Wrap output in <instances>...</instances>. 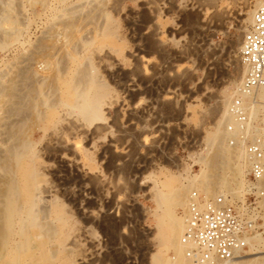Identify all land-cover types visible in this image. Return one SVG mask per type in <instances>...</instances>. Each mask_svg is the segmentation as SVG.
<instances>
[{
  "label": "rangeland",
  "instance_id": "obj_1",
  "mask_svg": "<svg viewBox=\"0 0 264 264\" xmlns=\"http://www.w3.org/2000/svg\"><path fill=\"white\" fill-rule=\"evenodd\" d=\"M261 1L0 0V129L9 121L24 134L29 129L25 140L22 132L19 138L33 149L27 160L42 199L33 208L44 206L51 222L60 225L66 247L62 264H154V259L181 264L177 225L184 213L177 208L167 218L174 243L166 249L156 223L162 212L152 197L159 182L173 178L182 189L198 180L202 189L208 180L213 196L227 189L223 180L226 191L241 190L232 156L216 167L201 161L222 115L204 113L218 100L226 104L236 97L232 92L246 74L239 60L241 41ZM57 50L64 58L55 55ZM65 64L73 70L92 68L94 88L107 95L98 100L66 88L60 70ZM17 95L31 103L21 118L9 116ZM86 107H96L98 118L84 116ZM256 238L233 264H264V227Z\"/></svg>",
  "mask_w": 264,
  "mask_h": 264
},
{
  "label": "bare ground",
  "instance_id": "obj_2",
  "mask_svg": "<svg viewBox=\"0 0 264 264\" xmlns=\"http://www.w3.org/2000/svg\"><path fill=\"white\" fill-rule=\"evenodd\" d=\"M239 1L246 2L247 0H239ZM47 3H49V2H47ZM32 4H35V3H32ZM36 4H38V3H36ZM117 5L118 4L116 3V7H118ZM92 6H93V4H92ZM39 7H40V5H39ZM52 7L53 6H51L50 8H52ZM88 8H89V6H88ZM112 8H113V6H112ZM95 10H97V9L95 8ZM100 10H101V8H100ZM79 11H80V8H79ZM91 11H92V8H91ZM92 14H93V12H92ZM96 14H99V13L96 12ZM96 14H95V16H96ZM253 14H254V12H253ZM86 15H87V13H86ZM78 17H80V16L78 15ZM87 17H88V15H87ZM97 17H98V15H97ZM72 18H73V16H72ZM92 18H93V20L96 19L94 17H92ZM75 19H76V17H75ZM81 19H82V17H81ZM101 19H102V17H101ZM252 19H253V15H252ZM81 21L83 22L84 20H81ZM87 21L89 22V18H88V20H86V22ZM99 21H100V19H99ZM78 22H79V19H78ZM61 24H63V23H61ZM73 24H75V23H73ZM56 25L58 27L59 24H56ZM251 25H252V20H251L250 27H251ZM63 26H64V24L61 27L64 28ZM82 26L85 27V23ZM82 26H81V28H82ZM89 27H90V25H89ZM75 28H76V26H75ZM65 29L66 28H64V30ZM72 29H73V27H72ZM73 32L71 30V34L72 35H73ZM67 33L65 34V36L68 35ZM84 33H83V35H84ZM122 34H123V32H122ZM38 40L40 41V39H38ZM42 41L43 40H41V43H42ZM44 42H45V40H44ZM44 42H43L42 45L43 46L44 45L46 46V44H44ZM63 43L65 44L66 42H63ZM155 43L157 44V41ZM52 44H55V41ZM155 46H154V48H155ZM76 47L78 48V46H76ZM156 47L159 48L158 45ZM167 47L170 48V46H167ZM50 48H52V45L51 44H50L48 50ZM110 48H113V47H110ZM117 48H119V47H117ZM41 49H43V47ZM120 49H121V47H120ZM54 50H56L55 47H54ZM166 51H167V49H166ZM57 53H59L58 50H57V52H56L55 55H60V54H57ZM104 53H105V51H104ZM167 53H168V51H167ZM62 54L63 53L61 51L60 57L59 56H56V57L57 58L58 57L61 58L62 57ZM101 54H102V52H101ZM40 55H42V54L40 53ZM107 56H109V55H107ZM87 57H88V54H87ZM31 58L34 59L36 57H31ZM62 58H64V57H62ZM92 59H93V57H92ZM94 59H95V57H94ZM43 61H44V58H43ZM112 62H113V60H112ZM109 63L110 62H108V64ZM108 64H106V65H108ZM41 65H43V64L41 63ZM92 65H93V63H92ZM47 66L49 67V65H47ZM25 67L27 68V66H25ZM243 67L245 68V73H246L247 72V68L244 65H243ZM36 68H37V65H36ZM43 68H44V65H43ZM47 69H49V68H47ZM60 70H62V72L65 75V78H64V81H63L65 87L66 88H70V87L77 88L78 95H80V94L89 95V96H94L95 95L98 100H101L102 98H104L107 95V92L106 91H99V90H96L94 88V83H95V81H94V70L92 68H89L88 66L85 65L84 67L77 68L76 70H73L70 66H68L67 64H65V66H63V69H60ZM32 71H31V73H33ZM22 74H24V73H22ZM34 76H36V75L34 74ZM37 77H36V79H37ZM30 78H31V76H30ZM45 79H44V81H45ZM48 79H49V77H48ZM243 79L241 80L240 84L237 86L236 91L235 92H232V97L238 95L239 88L242 85ZM29 81H33V80L30 79ZM160 81H161V79H160ZM37 83H38V81H37ZM51 85H52V83H51ZM22 88H24V87H22ZM39 88H40V86H39ZM43 89H45V88L43 87ZM43 89H41V91H43ZM18 91H20V90H18ZM23 92H24V90H23ZM49 93H51V91ZM8 95L11 96V95H14V94L13 93H9ZM22 95L21 96H18V95L16 96L15 102L13 103L12 107L9 109L10 110V114H9L10 117H19V118H21V117H23V116L26 115V113L28 111V106H29V103L30 102L27 101V102L24 103V101H23L24 99L23 98L27 99V96L25 97V96H22ZM67 97H68V95H67ZM107 100H108V98H107ZM231 102H232V100H230L229 102H227L226 104H224L222 101L218 100L217 102H215L216 105H215V107L213 109L208 110L206 113H204L205 116H211V115L214 116V115H218L220 113L222 115H221V123L219 124L218 128L216 127V130L217 131L215 130L216 131V134L209 141V148H206L205 152L201 153V155H203L201 161L202 162L204 161V164L205 165L207 164V166L209 164L212 167H216V165L218 166L219 163L224 164L223 161L226 158H228L229 156H232V158H234V160H236L238 162V165H237L236 168H237V170L239 172V175L241 177V182H240L241 190L239 192H233V191H230V190L229 191H226L227 189H229V186L227 185L226 181L223 180L221 183L223 184V186L225 188L227 187V189L219 194V195H223V196L230 197L234 201H238L236 199H241L240 196H238V194H241V193L246 192L247 183H246V180H244V176H245L247 170L244 171V167H245V164L246 163L248 164V162H247L246 154H245L244 141L240 139L238 131L235 130L234 132H231V133L227 131V127L229 125H231V126H234L235 125L234 119H233V117L229 113V105H230ZM26 103H27L28 106L26 105ZM38 103H39V101H38ZM263 103H264V89H262V88L259 89V91H258V93H257L256 96H254V95H248V96H245L243 98V104H244V107L248 111V116H249V119H250V124H249L248 129H247V131L245 133V137L244 138H248V137H250V135H253L252 136L253 138L254 137L261 138V141H262V150H263V154H264V124H263V117H262ZM4 104H5V102H4ZM75 109H80V107H76ZM95 110H97L96 107L95 108L94 107L93 108L86 107L85 109L81 110V112L83 113L84 116H88V117L90 116V117H92L94 119H97L98 116L95 113ZM3 113H4V111H3ZM32 113H33V111H32ZM1 119H2V117H0V120ZM70 119H71V117H70ZM6 123H5L6 124L5 125V129L4 130H1L0 129V264H62L63 263V260L65 259V255H66V254H64L65 251H66V247H65V239L63 237V234L61 233V227H60V225H56V224L54 225L53 222H51V220H50L51 219L50 218L51 212L49 210H47L44 206H41L36 211L33 208V206L36 205V204H39L40 200H42V199H40L39 195L35 191V186H34L33 179H32V174H33L32 167H31L30 163L27 160V158L33 154V149L30 147V143H27L28 140H26V142L25 141H22V139L25 140L24 138L27 135L26 132H28L29 129H28V127H26V130H24L25 131V134H26L25 135L24 132H22L21 129H19V127L16 126V124H15L14 121H9V122H6ZM253 123H256V126ZM27 126H30V125H27ZM69 126H70V124H69ZM30 127L33 128V130L35 129L33 126H30ZM0 128H1V126H0ZM80 131H82V130H80ZM21 132H22L23 135H22V139L20 140V138H21V136H20ZM65 132H66V130H65ZM139 132H140V130H139ZM19 136H20V138H19ZM205 138H206V136H205ZM229 139H232V141H230V144H229ZM231 142L233 144H231ZM59 143H60V141H58V144ZM69 145L70 144H68V146ZM230 145L231 146H234V147H231ZM233 148H235L236 151H233ZM63 150H64V148H63ZM199 157H200V155H199ZM199 157H198V161H199ZM82 160H83V158H82ZM37 161H38V159H37ZM74 161H75V159H74ZM91 161H92V159H91ZM83 166H85V165H83ZM248 167H249V165H248ZM73 172H74V170H73ZM205 173H206V171H205ZM44 174H45V172H44ZM207 175H209V174L207 173ZM71 178H72V176H71ZM91 179H90V182L91 183L95 182L94 180L91 181ZM84 180L87 181V179H84ZM207 181L208 180H206V182L203 183V188L202 189H199L196 186L198 180H193L192 182L189 181L190 183L188 182L187 185H184V187H182V189H177L176 186H175L176 181L173 178H166L164 181L159 182V184H160L159 186H161V188L158 189V190H155V192L152 193V197H153V199L155 200V203H156L155 204L156 211H161L162 212V216H158L157 217L156 223H157L158 229L165 236V240H164L163 245H164V247L166 249H169L170 246H172V244L174 243V231H169V230H167V227H166L167 226L166 225L167 218H170L173 213L175 214V211H176L177 208H181L182 209L184 215L181 216L180 225H177V226H179V236L181 238V236H182V234L184 232V229H185V225H186L187 208H188V203H189V195H190L191 191H196L199 195L204 194V195H206V197H208V196H210L211 198H214L215 197V196H213V188L214 187L210 183H208ZM213 181H215V180H213ZM213 181H212V183H213ZM82 183H84V182H82ZM88 183H89V181H88ZM164 189H168V191L170 189L171 191L166 193V192H164ZM79 190H80V188H79ZM188 190H189V192H188ZM45 194L47 195V193H45ZM81 195H82V193H81ZM244 195H245V193H244ZM243 197H242V199H243ZM167 198H168V200H166ZM203 198L204 199H211V198H205V197H203ZM241 200H239V201H241ZM82 201H83V199H82ZM74 204H75V202H74ZM87 204H89V202H87ZM91 205H94V204H91ZM53 215L55 216V213H53ZM100 224H101V222H100ZM172 224H173V222H172ZM174 228H175V226H174ZM256 236H258V235H255V236L251 237L248 240V249H249L250 246L252 247V245H250V243L252 242V240H256L257 239ZM177 246H178L177 247V252H178L177 255L179 256V260H180L181 264H188V261H187V259L184 256L185 246H183L181 244L180 239L178 240ZM68 250H69V248H68ZM70 252H71V250H70ZM153 257H156V256H153ZM239 257H241V256H239ZM234 261H235V259L232 260V261H230V262H228V263H226V264H231ZM154 264H160L159 260L158 259H154Z\"/></svg>",
  "mask_w": 264,
  "mask_h": 264
},
{
  "label": "built area",
  "instance_id": "obj_3",
  "mask_svg": "<svg viewBox=\"0 0 264 264\" xmlns=\"http://www.w3.org/2000/svg\"><path fill=\"white\" fill-rule=\"evenodd\" d=\"M239 60L247 72L238 95L229 105L235 125H229L227 131H238L244 141L249 165L247 188L241 201L223 195L204 199L196 191L190 193L186 225L180 238L188 264H226L243 255L248 240L260 235L264 227L262 141L259 137L244 138L250 119L243 104L245 96H256L259 89H264V0L254 11L251 27L243 34ZM262 117L264 124V103Z\"/></svg>",
  "mask_w": 264,
  "mask_h": 264
}]
</instances>
